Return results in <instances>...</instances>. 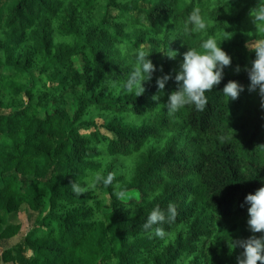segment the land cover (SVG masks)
I'll return each instance as SVG.
<instances>
[{
  "label": "trees",
  "instance_id": "trees-1",
  "mask_svg": "<svg viewBox=\"0 0 264 264\" xmlns=\"http://www.w3.org/2000/svg\"><path fill=\"white\" fill-rule=\"evenodd\" d=\"M260 4L0 0V245L22 231L2 212L37 213L0 264H237L243 249L231 243L261 235L249 230L245 203L264 185V97L246 71L255 58L247 45L264 39V22L250 15ZM194 7L206 29L185 35ZM209 36L231 63L203 110L170 114L183 54ZM139 48L156 70L136 97L123 85ZM230 80L243 85L235 100L222 93ZM109 173L108 186L91 175ZM72 182L94 187L76 196ZM169 203L177 215L157 238L143 225Z\"/></svg>",
  "mask_w": 264,
  "mask_h": 264
},
{
  "label": "clouds",
  "instance_id": "clouds-1",
  "mask_svg": "<svg viewBox=\"0 0 264 264\" xmlns=\"http://www.w3.org/2000/svg\"><path fill=\"white\" fill-rule=\"evenodd\" d=\"M250 15L254 24L264 22V4L252 9ZM205 29L206 22L201 9L194 7L185 21L184 33L187 35L191 31H203ZM247 47L254 52L255 56L251 66L246 69L250 80L249 90H258V93L264 97V39L257 40L251 46L247 45ZM150 53L151 51L144 48L135 50L134 63L129 77L123 85L127 91L134 92L136 97L144 93L143 82L149 80L156 70L149 59ZM165 55L171 59L175 58L176 53L169 49ZM230 63L231 57L221 48V44H217L212 36L200 42L199 50L195 47H188V50L183 54L180 69L175 75V80L178 82L177 90L169 94L165 104L167 111L174 114L185 105H192L196 110H203L207 103L205 93L220 84L223 78V69L229 66ZM236 71H239V67ZM170 78L169 74L156 78V86L161 95ZM243 90V85L230 80L224 85L222 93L228 100H235ZM158 98L157 95L152 97L153 100H158ZM261 106L264 107V103ZM91 175L94 176L95 181L102 182L105 186L111 185L114 179L112 173H109L106 177ZM71 187L73 193L80 196L94 187V184L89 183L87 187H82L72 182ZM114 195L120 201H127L128 199L124 190L115 191ZM245 203L248 205L247 224L249 230L254 234L261 233V235H253L246 240L231 243V247L239 246L243 249L241 255L237 257V264H257V262L264 264V185L255 190L254 193L246 195ZM176 215V206L172 203L167 205L166 210L156 206L150 211L143 227L145 230L150 231L151 235L164 238L167 233L158 225L173 221Z\"/></svg>",
  "mask_w": 264,
  "mask_h": 264
},
{
  "label": "rangeland",
  "instance_id": "rangeland-1",
  "mask_svg": "<svg viewBox=\"0 0 264 264\" xmlns=\"http://www.w3.org/2000/svg\"><path fill=\"white\" fill-rule=\"evenodd\" d=\"M13 4L14 3H11L10 5ZM2 11L3 10H1L0 14H2ZM1 216L5 226L10 223L21 224L22 231L19 236L15 237L4 245H0V251L15 246L33 228L37 218V213L33 212L29 208H24L19 214L7 216L6 213L2 212Z\"/></svg>",
  "mask_w": 264,
  "mask_h": 264
}]
</instances>
